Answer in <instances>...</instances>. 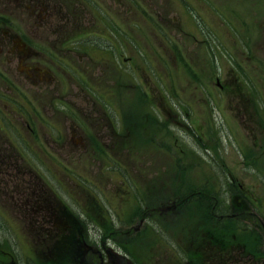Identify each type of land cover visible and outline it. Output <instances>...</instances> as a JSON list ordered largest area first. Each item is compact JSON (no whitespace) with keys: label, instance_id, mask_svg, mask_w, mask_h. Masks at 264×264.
Masks as SVG:
<instances>
[{"label":"rangeland","instance_id":"1","mask_svg":"<svg viewBox=\"0 0 264 264\" xmlns=\"http://www.w3.org/2000/svg\"><path fill=\"white\" fill-rule=\"evenodd\" d=\"M100 1L108 16L114 13L116 22L103 26L107 31L112 27L115 36L84 43L95 48L83 57L87 84L77 89L82 78L65 66L76 81L64 75L65 100L75 103L76 112L80 107L79 113H110L124 135L111 138L109 147L100 142L109 152L105 160L83 146L87 138L77 142L74 135L64 151L54 152L69 165L37 167L38 175L84 219L88 241L97 240L103 228L113 231L108 247L129 253L135 264H200L180 259L186 249L199 252L208 264H264V0ZM14 8L5 14L12 16L6 28L0 24V50L12 47L10 35L17 34L26 46L32 43L25 7ZM9 60L0 53V98L17 100V111L31 121V110L48 111L50 95L60 88L46 83L34 90L19 62ZM10 79L14 88L8 90ZM15 84L21 93H15ZM245 93L251 96L248 105ZM7 116L10 127L22 124L18 115ZM65 123L71 130L82 127L72 111L67 118H55L56 127L65 129ZM16 132H10L16 145L21 148L25 141V153L44 159L42 153H32L27 129ZM103 140L109 144L110 137ZM0 152L3 160L13 154L8 142ZM176 196L183 197L177 205L170 202ZM233 207L247 210L228 228L226 215L240 214ZM142 212L148 213L144 227L131 230ZM237 226L249 231L238 234ZM227 231L232 242L224 246ZM30 234L34 239L36 233ZM55 237L54 232L39 233L45 241L38 243L36 254L45 255L47 242ZM0 239L14 259H31V248L19 232H0ZM240 244L245 259H219L228 248L242 255Z\"/></svg>","mask_w":264,"mask_h":264},{"label":"flooded vegetation","instance_id":"2","mask_svg":"<svg viewBox=\"0 0 264 264\" xmlns=\"http://www.w3.org/2000/svg\"><path fill=\"white\" fill-rule=\"evenodd\" d=\"M10 3L12 4L9 6ZM0 6H3L0 24L5 28V23L11 22L9 18H12L10 15L5 16L10 7L21 8V11L25 7V17L31 24L30 37L32 41L30 45L26 46V42L18 41L20 37L17 34L15 36L10 35L8 43L12 47L2 49L0 53L9 56V62L12 60L19 62L20 70L25 74V77L31 80L34 90H38L39 85L46 83H50V87L57 86L60 88V95L56 94L54 97L50 95L48 111L41 113L36 108L31 110L28 114L31 121L17 111V100L13 101L10 99L11 97H6V95L0 98V112H3L0 113V146L8 142L13 152V154L9 152L6 155L8 160H3L0 157V232H19L22 235V243L31 248L32 253L31 259H14V256L7 250L6 242L0 239V264H67L69 259H73L74 264L79 263L80 259H83L82 261L93 259L96 264H108V262L121 264L120 259L128 258L108 247L106 236L99 235L97 240L88 244L85 239L86 225L73 217L72 212L67 209L68 207L62 199L36 171L37 167H67L69 162L62 159L58 160L55 157L57 154L54 152L64 151L63 145H69L68 142H73L74 135L78 136L77 142L87 138V145L83 146L89 147L91 150L95 149L100 159H104V156L110 158L107 146L111 144V138L117 136L115 119L113 116L110 117V113L108 116H103L97 112L79 113L80 107L76 112L75 103L71 102L70 98L65 100L69 92H67L68 84H66L68 79L64 75H70L71 79L75 81L73 75L65 70V66L71 67L76 77L82 78V83L78 82L77 89L83 83L87 84L88 81L84 78L83 73L85 69L83 57L88 52L94 53L95 48H85L84 41L86 39L95 41L111 36L110 34L114 33L112 27L110 31H107L108 28L103 26V22L107 21L110 25L113 21L116 22L114 13L108 16L107 9L100 0H0ZM105 17H109V21ZM14 18L18 23V16H14ZM3 33L6 34V31ZM9 65V63L6 66L4 64L3 68L9 67ZM52 79L59 80L52 82ZM11 84H13L12 81L7 86L8 90L14 88ZM15 86V93H21V89L16 84ZM40 92L42 91L40 90ZM45 92L48 91L45 90ZM4 97L5 99H3ZM101 100L102 97H99L100 103ZM60 107L62 109H58ZM70 111L80 119L79 125L82 127L79 131L71 130L66 123L65 125L68 127L65 129L55 126V118L61 115L67 118ZM10 112L14 114V117L18 115L22 123L14 124L15 127L24 134L25 129H27L31 135L32 153H42L44 159H37L35 155L34 158L25 153L23 148L26 144L25 141L21 148L16 145L14 141L16 138L13 135V133L17 134L16 128L10 127L8 122L10 120L7 114ZM113 113L115 117L117 113ZM100 119H106L108 123L102 124ZM88 120H95V122L90 124ZM38 125H45V127L40 128ZM11 131L13 132L12 135L10 134ZM107 135L110 137L109 144L103 140ZM100 142H104V145L107 146H102ZM117 146L118 143L113 144V147ZM22 169L23 172H21ZM11 173L26 174V176L21 177ZM54 204L55 206H53ZM236 210L240 212L239 215L237 213H235L237 215H226L229 222L237 220L236 217L239 218L244 213L243 210L247 209L246 207H233L232 211ZM144 220V217L141 218L131 230L142 229ZM230 226L231 224H228L227 227ZM247 231L237 226L236 232L238 234H246ZM30 232L36 233L34 239ZM42 232H54L56 237L50 242L46 241L49 247L45 255H41L42 252L40 251L37 255L36 250L40 246L38 243L41 242L42 244V241L51 237H43L45 240L38 239L39 233ZM228 236L231 234L227 231V238L224 237L227 246H229L230 241L232 242ZM240 245L242 255L239 253L236 256L233 250L228 248L225 252L223 251L224 255L220 256L219 259H225L227 263L235 258L245 259V247ZM224 246H226L225 243ZM35 254L36 257L34 258ZM253 259H256L255 254Z\"/></svg>","mask_w":264,"mask_h":264},{"label":"trees","instance_id":"3","mask_svg":"<svg viewBox=\"0 0 264 264\" xmlns=\"http://www.w3.org/2000/svg\"><path fill=\"white\" fill-rule=\"evenodd\" d=\"M179 196V195H178ZM178 196H176V199H174L175 201H179V199H182L183 197H180V198H177ZM189 259V258H188ZM196 260V261H198L200 264L203 262V264H207V262H205L204 263V260L205 259H199V258H193L192 260ZM185 260H187V259H185ZM190 260H191V258H190ZM202 260V261H201Z\"/></svg>","mask_w":264,"mask_h":264}]
</instances>
